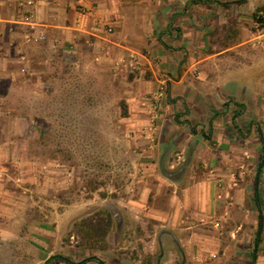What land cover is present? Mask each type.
<instances>
[{
    "label": "crops",
    "instance_id": "obj_1",
    "mask_svg": "<svg viewBox=\"0 0 264 264\" xmlns=\"http://www.w3.org/2000/svg\"><path fill=\"white\" fill-rule=\"evenodd\" d=\"M259 18L264 0H0V264H264ZM75 75L86 94L105 82L127 94L123 120L145 188L125 206L146 234L123 238L113 211L119 234L108 251L71 245L60 255L57 204L41 203L56 195L45 188L56 175L18 151L32 125L9 101L48 89L55 98L63 85L72 98Z\"/></svg>",
    "mask_w": 264,
    "mask_h": 264
},
{
    "label": "rangeland",
    "instance_id": "obj_2",
    "mask_svg": "<svg viewBox=\"0 0 264 264\" xmlns=\"http://www.w3.org/2000/svg\"><path fill=\"white\" fill-rule=\"evenodd\" d=\"M80 81L81 78L75 75L72 98L69 99L63 85L55 98L48 89L42 99L25 101L14 97L9 101V106L16 112L27 111L32 125L26 138V149L20 146L18 151H24L30 158L36 157L46 167L45 171L56 175L54 181H45V188L53 190L55 186L56 195L43 194L41 203L48 205L52 200L57 204V232L62 243L57 244L56 249L60 255H64L66 247L71 245L108 251L109 237L119 234V220L113 211L121 217L123 238L146 234L142 223L137 224L125 206L131 200L139 202L145 188L144 181L139 179L143 166L134 163L135 157L130 154L135 151L128 144L133 133H126L123 120L129 109L127 94L123 89L110 88L107 82L103 85L105 89L90 83V92L86 94ZM20 123L16 118H9L5 124L22 126ZM149 184L153 186L154 182ZM10 186L18 187L13 181ZM69 219H73V224L66 232ZM151 228L149 225L150 232ZM72 235L75 236L74 243ZM121 251L129 250L123 245ZM23 252L28 254L25 245ZM35 258L26 255L28 263ZM5 264L24 262L14 258Z\"/></svg>",
    "mask_w": 264,
    "mask_h": 264
},
{
    "label": "trees",
    "instance_id": "obj_3",
    "mask_svg": "<svg viewBox=\"0 0 264 264\" xmlns=\"http://www.w3.org/2000/svg\"><path fill=\"white\" fill-rule=\"evenodd\" d=\"M258 22L259 23H263L264 22V20L263 19H261V18H259L258 19ZM240 107V106H239ZM215 114L217 115H219V113H217V111H215ZM239 116V113H234V119H236L237 117ZM254 123H251L250 125H249V127H252V125H253ZM262 143V147H261V150H260V158H259V162H258V173H257V175H260V173H261V171H262V169H263V167H264V142L263 141H261ZM91 260H93V259H91Z\"/></svg>",
    "mask_w": 264,
    "mask_h": 264
},
{
    "label": "built area",
    "instance_id": "obj_4",
    "mask_svg": "<svg viewBox=\"0 0 264 264\" xmlns=\"http://www.w3.org/2000/svg\"><path fill=\"white\" fill-rule=\"evenodd\" d=\"M165 96V92L164 91H160L159 93H157V95L155 96V100L156 101H161V99Z\"/></svg>",
    "mask_w": 264,
    "mask_h": 264
},
{
    "label": "water",
    "instance_id": "obj_5",
    "mask_svg": "<svg viewBox=\"0 0 264 264\" xmlns=\"http://www.w3.org/2000/svg\"><path fill=\"white\" fill-rule=\"evenodd\" d=\"M56 258V256H52V257H50L46 262H45V264H48L52 259H55Z\"/></svg>",
    "mask_w": 264,
    "mask_h": 264
}]
</instances>
